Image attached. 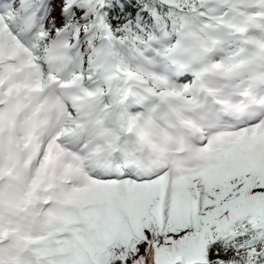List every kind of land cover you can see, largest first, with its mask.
I'll return each mask as SVG.
<instances>
[{"label":"snow or ice","instance_id":"1","mask_svg":"<svg viewBox=\"0 0 264 264\" xmlns=\"http://www.w3.org/2000/svg\"><path fill=\"white\" fill-rule=\"evenodd\" d=\"M0 264H264V0H0Z\"/></svg>","mask_w":264,"mask_h":264}]
</instances>
